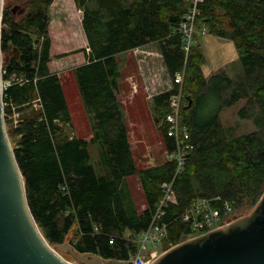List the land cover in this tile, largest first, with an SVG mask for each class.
<instances>
[{"label": "trees", "instance_id": "trees-1", "mask_svg": "<svg viewBox=\"0 0 264 264\" xmlns=\"http://www.w3.org/2000/svg\"><path fill=\"white\" fill-rule=\"evenodd\" d=\"M54 1L28 0V8L16 14L4 8L1 38L4 56L12 49L19 52V58L3 63L4 81L12 76L24 80L4 90L8 135L31 213L49 244L62 245L73 233L69 244L81 255L130 260L153 223L164 184H173L176 201L167 204L158 221L166 226L162 252L192 234L183 215L195 201L220 197L235 210L246 203L255 206L264 193V0H205L197 30L233 42L241 63L234 74L221 70L209 78L198 35L188 55L183 49L179 26L188 11L184 0H74L83 14L89 50L79 51L87 62L73 69L92 123L89 140L71 136L61 78L50 70L49 10ZM150 44L159 45L172 83L177 73L184 75L181 85L152 99L170 153L175 143L164 120L171 96L182 90L181 123L190 130L193 151L181 173L173 160L137 168L117 95L122 76L118 56ZM240 102L239 119L255 126L249 134L236 135L221 118L224 109ZM14 113L19 114L16 126ZM91 147L98 154L95 162ZM134 175L146 200L141 211L128 182Z\"/></svg>", "mask_w": 264, "mask_h": 264}, {"label": "rangeland", "instance_id": "rangeland-1", "mask_svg": "<svg viewBox=\"0 0 264 264\" xmlns=\"http://www.w3.org/2000/svg\"><path fill=\"white\" fill-rule=\"evenodd\" d=\"M71 1L73 2V0ZM23 2L24 3L21 4L20 8L17 0H3V10L7 6H9L10 9H14L18 6L16 13L18 11L20 12V10L28 8V0H23ZM51 16L53 19V24L50 26V37L53 42L52 61H55L53 68L59 70L63 90L71 112L72 128L70 134L71 136H77L89 140L92 135L91 119L81 98L77 80L73 72L69 69V67L81 65L84 57L82 54L75 55L77 51H74L80 49L84 44V40H86L82 27L81 15L77 13L74 3L72 5L70 0H64L59 9H52ZM20 18V15L16 17L17 20ZM202 32L203 30H198L197 35L198 44L201 46L206 59V63L203 66L204 74L209 76L213 71V73H218L221 69L231 75L233 74V71L240 70L241 63L233 42L220 40L209 34H203ZM157 46L158 45H153L151 49L157 50L158 52ZM63 52H68L66 53L68 55L59 58L58 56L64 54ZM145 54L146 52L136 49L127 55L125 54L118 57V61L122 67V76L119 81L121 90L118 91L117 95L124 109L125 120L129 132V141L131 143L136 166L139 170L161 165L170 160L164 142V133L160 129L163 121L156 119L152 107V95L154 94V91L151 90L152 88L149 90L146 89L147 83L143 80L144 78L141 74V70H139L138 73L142 76V82H138L139 79L134 75L137 73V63L134 62V59L140 56V58L143 59L142 56H145ZM234 60H237V62L224 67L226 63L234 62ZM157 75L159 82H162L163 84L159 83L161 91H168L170 88L171 90L173 89L172 80L164 67L161 71L158 70ZM35 104H37V102ZM243 105L244 102H240L235 106L224 109L221 113L224 125L233 127V132L236 135L249 134L255 131V126L252 122L240 120L237 115L238 110ZM10 128L11 125H6L7 131H9ZM9 138L12 143V138L10 136ZM90 152L93 157V162H95L98 159L96 148L91 147ZM128 182L135 203L141 211L146 207V200L139 178L137 175H134L128 179ZM253 208L254 206H251L250 203L242 205L235 211V219L229 224L248 215ZM72 237L73 233L67 238L64 244L52 247L56 249L65 244H69ZM190 239L192 238L187 240ZM187 240H184L183 242ZM147 247L148 251L144 254L150 252L152 244L147 243ZM60 254L66 261L72 264H82L69 253L61 252Z\"/></svg>", "mask_w": 264, "mask_h": 264}, {"label": "water", "instance_id": "water-1", "mask_svg": "<svg viewBox=\"0 0 264 264\" xmlns=\"http://www.w3.org/2000/svg\"><path fill=\"white\" fill-rule=\"evenodd\" d=\"M2 19L0 0V264H72L61 252L71 254L82 264H133L104 260L95 254L81 255L70 244L55 249L36 223L6 129L2 67L11 58H19V52L12 49L3 55ZM147 264H264V193L248 215L182 242Z\"/></svg>", "mask_w": 264, "mask_h": 264}, {"label": "built area", "instance_id": "built-area-1", "mask_svg": "<svg viewBox=\"0 0 264 264\" xmlns=\"http://www.w3.org/2000/svg\"><path fill=\"white\" fill-rule=\"evenodd\" d=\"M188 4V11L183 17L179 32L182 35L183 49L188 55L192 46L194 45V37L198 33L197 20L201 15V6L205 0H184ZM205 34V31L202 32ZM3 75V71H2ZM184 75L177 73L173 84L181 85L183 83ZM12 82L23 84L24 80L12 76L10 80L4 81V90ZM183 94L180 89L177 93L173 94L170 99V112L166 116L164 122L167 129V134L174 140L175 149L168 153L170 160L176 162L178 166V173H181L187 163L189 154L193 151V144L190 141V130L188 126L181 123V110H182ZM19 114L14 113L12 120L14 125L18 124ZM163 198L156 207V215L150 228L142 234L140 238L139 251L131 257L130 260L133 264H147L161 256V243L165 237L166 226L161 225L158 221L164 215V208L170 202L176 201V194L173 189V184L163 185ZM220 203V205H215ZM235 209L228 202H222L220 197L213 199H200L195 201L183 215V221L188 223L191 228L192 234L189 238L199 236L198 234H205L215 229L222 228L235 219ZM188 238V239H189ZM147 243L152 244V249L148 254ZM164 253V252H163Z\"/></svg>", "mask_w": 264, "mask_h": 264}, {"label": "crops", "instance_id": "crops-1", "mask_svg": "<svg viewBox=\"0 0 264 264\" xmlns=\"http://www.w3.org/2000/svg\"><path fill=\"white\" fill-rule=\"evenodd\" d=\"M64 0H55L54 1V3L52 4V6L50 7V10H49V12H50V15H51V12H52V9L53 8H56V9H59L60 8V5L62 4V2H63ZM70 3L73 5V3H74V5L76 6V4H75V1L73 0V2L70 0ZM57 5V6H56ZM76 9H77V13L78 14H80L81 15V21H82V11H80L78 8H77V6H76ZM51 18H52V16H51ZM52 24H53V19H52V22H51V25L50 26H52ZM51 38V37H50ZM86 38V37H85ZM51 41H52V39H51ZM153 45H158V44H150V45H147V46H145V47H142V48H139V49H137V50H139V51H143V52H146V54H145V56L143 55L142 57H143V59L142 58H140V57H136L135 59H134V62H136L137 64V67H136V71H137V73L136 74H134V75H136V77L139 79L138 80V82L140 81V82H142V76H143V80H145V83H147V88L146 89H151V90H153L154 91V94L152 95L153 97L154 96H156V95H158V94H160V93H163V92H166V91H161L160 90V84L159 83H161L162 84V82H159V78H158V75H157V72H158V70L159 71H161V69H163V67L166 69V67H165V64H164V61H163V57H162V54H161V51H160V47H159V45L157 46V49H158V52H157V50H154V49H151V47L153 46ZM87 46H88V43H87V40H84V44H83V46L80 48V49H76V50H74V51H77V53L75 54V55H84V57H83V59H82V64L81 65H83V64H85L86 62H87V59H86V55H85V53L84 52H79L81 49H87V51H89L88 50V48H87ZM52 47H53V42H52ZM52 47H51V55H52ZM73 51V52H74ZM131 51H129V52H126V53H124V54H121V55H127L128 53H130ZM64 54H66V53H68V52H63ZM58 54V53H57ZM121 55H119V56H121ZM118 56V57H119ZM53 58V57H52ZM53 60V59H52ZM237 62V60H234V62L232 61V62H229V63H226L225 65H224V67H227L229 64H233V63H236ZM53 64H55V61L53 62H51L50 63V70H51V72H53V73H57V74H60L59 73V70H57L56 68L54 69L53 68ZM78 66H80V65H78ZM78 66H72V67H69V69H70V71H72L73 72V69L74 68H76V67H78ZM139 66V67H138ZM160 67V68H159ZM121 69H122V67H121ZM139 70H141V74H142V76L140 75V73H138V71ZM167 70V69H166ZM220 71H221V69H220ZM236 71H239V69L238 70H236ZM204 72V71H203ZM214 72V71H213ZM212 72V74H214ZM211 74V75H212ZM234 74V73H233ZM205 75V74H204ZM211 75H209V76H206L205 75V77L206 78H209ZM163 85V84H162ZM119 90H121L120 89V86H119ZM169 90H171V88L169 89ZM168 90V91H169ZM119 99V98H118ZM126 121V120H125ZM131 144V143H130ZM132 149V148H131ZM133 152V151H132ZM134 156V155H133ZM135 159V158H134Z\"/></svg>", "mask_w": 264, "mask_h": 264}, {"label": "flooded vegetation", "instance_id": "flooded-vegetation-1", "mask_svg": "<svg viewBox=\"0 0 264 264\" xmlns=\"http://www.w3.org/2000/svg\"><path fill=\"white\" fill-rule=\"evenodd\" d=\"M17 3H18V5H19V7L21 8V4H23L24 2H23V0H17ZM19 8V9H20ZM21 11V10H20Z\"/></svg>", "mask_w": 264, "mask_h": 264}]
</instances>
